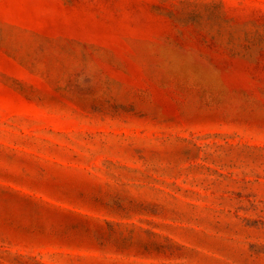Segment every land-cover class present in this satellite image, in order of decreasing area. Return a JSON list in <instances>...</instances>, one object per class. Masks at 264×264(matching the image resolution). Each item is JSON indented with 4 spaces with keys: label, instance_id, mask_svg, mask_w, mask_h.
<instances>
[{
    "label": "rangeland",
    "instance_id": "374dc122",
    "mask_svg": "<svg viewBox=\"0 0 264 264\" xmlns=\"http://www.w3.org/2000/svg\"><path fill=\"white\" fill-rule=\"evenodd\" d=\"M0 264H264V0H0Z\"/></svg>",
    "mask_w": 264,
    "mask_h": 264
}]
</instances>
